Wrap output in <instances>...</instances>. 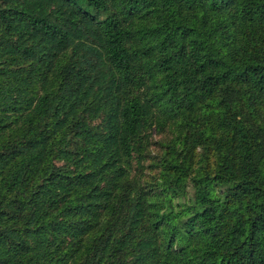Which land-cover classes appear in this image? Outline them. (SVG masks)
<instances>
[{"label": "trees", "instance_id": "1", "mask_svg": "<svg viewBox=\"0 0 264 264\" xmlns=\"http://www.w3.org/2000/svg\"><path fill=\"white\" fill-rule=\"evenodd\" d=\"M0 264H264V0H0Z\"/></svg>", "mask_w": 264, "mask_h": 264}, {"label": "rangeland", "instance_id": "2", "mask_svg": "<svg viewBox=\"0 0 264 264\" xmlns=\"http://www.w3.org/2000/svg\"><path fill=\"white\" fill-rule=\"evenodd\" d=\"M175 128L176 125L172 124ZM177 130L173 127L167 129L165 132H155L151 138L150 145L146 151V165L147 166H155L159 160V156L161 155L166 145L170 142L171 144L175 141ZM157 171L155 168H147L145 170V181L150 184V182L156 178Z\"/></svg>", "mask_w": 264, "mask_h": 264}]
</instances>
